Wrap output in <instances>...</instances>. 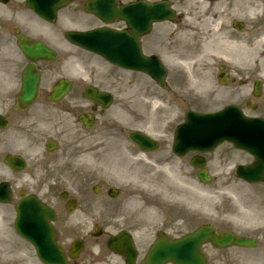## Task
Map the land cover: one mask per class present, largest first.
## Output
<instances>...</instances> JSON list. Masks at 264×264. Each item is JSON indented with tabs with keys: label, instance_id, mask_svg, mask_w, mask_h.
Wrapping results in <instances>:
<instances>
[{
	"label": "rangeland",
	"instance_id": "obj_1",
	"mask_svg": "<svg viewBox=\"0 0 264 264\" xmlns=\"http://www.w3.org/2000/svg\"><path fill=\"white\" fill-rule=\"evenodd\" d=\"M249 24V23H247ZM251 27L253 25H259L261 26L258 31H262V33H259L255 36L254 39H251V42L253 43L251 46V49L256 46L257 41H259V46L261 49H264V37L260 38L264 34V21L259 22H252ZM205 28V27H204ZM250 31V30H249ZM253 31V30H252ZM247 33V32H246ZM253 36V35H251ZM243 42L246 40L250 41V37L248 38L244 31H243ZM256 42V43H255ZM249 49V50H251ZM60 58V56H59ZM58 58V63L54 65L53 67L58 70L61 67V60ZM247 64L244 65V68L248 67L250 70L246 69V73H242L243 75L238 76V78H241L242 80L246 81L247 76L249 78L248 81H253L257 77H261L264 84V66L262 67L261 64H257L256 69L251 72L253 68V64L251 61L247 60ZM173 67V66H172ZM170 67L168 69V77H167V89L164 91H161L159 89V97H161V100H166V104L169 106V110L165 111L168 113H174L176 110L175 107L171 109V105L177 104L179 107L178 110V117L174 119L172 126L166 131L164 136H168L169 140L172 137V131L182 120V114L188 110L193 109L197 111H215L219 108H222L225 105L228 104H237L239 101H241L243 98H246L245 89L238 88V92L235 89L236 85L229 86L226 89L219 88L217 92H213L209 94L210 96H194L193 100L190 97V102L187 105H183V102H180L177 99V96L181 95V91L185 86L186 83H183L182 80L175 81L176 77H185V75L182 73L181 70L173 67ZM252 67V68H251ZM105 73L107 68L104 69ZM124 72L121 71H115L113 73L114 79L116 78L119 83H116L114 87V92L116 96H114V102L113 105L108 109L106 113H109L113 119L114 124L117 125H124L125 123V116L124 113H127V110H130L132 113H142L141 118H144V113H151L150 104L147 102H144L143 99H138L137 101L133 100H127L126 95L128 97H138L141 95V90L145 87V82L148 84L150 83L148 78L146 76H143L141 74H134V75H126L123 74ZM250 73L249 75H246ZM246 75V76H245ZM130 81V84H128V87H126L127 82L126 80L123 82V79L126 78ZM234 79L237 77H233ZM213 84V81H212ZM176 86V87H175ZM191 87L193 89V86L191 84ZM197 86H194V89ZM214 90L217 89V86H213ZM175 88V91H174ZM232 89V90H228ZM132 91V93H130ZM194 91V90H193ZM177 93V94H176ZM231 93V94H230ZM235 93L236 97L240 95V100H237L236 97H234L232 94ZM263 96L262 99L259 100V104L261 105V113H254L251 110L247 109V115H263L264 116V89H263ZM131 94V95H130ZM191 94V93H189ZM229 94V95H228ZM170 101H173L172 103ZM171 104V105H169ZM190 106V107H188ZM162 108V107H161ZM160 108V109H161ZM164 109V108H162ZM163 112L161 117L159 118L157 115L155 117L156 122L158 123L159 127H162V125L166 124V117L170 118L168 113ZM171 119V118H170ZM155 122V121H154ZM160 129V128H159ZM161 133V131H160ZM103 135L102 132L98 134V130L94 131V143H97L99 148L103 147L107 151L110 152L108 154L106 151L101 152V150H98V155H94V163L97 158L100 159L97 164H94V177L102 176L105 178H108L110 183L115 185L116 187L121 188L123 191H125L122 196H124L123 200L120 201L124 202V205L128 208V211H132L133 209H136L138 211V214L134 221L136 223H139V226L141 227H150L154 230V227L156 225L158 230L159 228H167V232L171 231L174 234L179 233L183 234L186 231L190 229V222L188 224L182 223L181 220H179V215H176L174 213L175 207H181L183 209H178L180 211H184L187 214L191 211H196V208H203L208 209V213H215L216 210L220 213L223 211V207L217 209L220 204L221 200V194H218V187H219V179L221 178V175L223 177L228 178L229 182H232L234 185V188L236 191H238V194L240 192L241 195H246V201H247V210H249L248 220L247 223L239 222L241 227L239 226L237 229L243 233L247 234L248 236L257 237L259 240V247H256L255 250L250 251L252 255L259 254L260 251L264 250V222H263V213H264V188H260L257 186H250V185H241L242 181L235 178L233 175V170L237 165H243L248 164L251 161V158L245 153H237L235 149H233L230 145L224 144L217 148L215 151H213L210 154L206 155L207 159V169L209 170V173L211 177L213 178V181L211 184L202 186L196 178L195 171H191V167L188 166V158H185L184 160H173L174 163L173 169L175 170L174 173L181 175L180 172L183 174L182 176L185 178L183 181H185V184H192L196 185L199 190L196 191L194 189H190L189 185H184V183L180 182L177 184V182L174 184V188H176L179 195L176 197H170L165 196V200H162L161 197L157 195L158 191L156 187L151 184L147 183V185L143 184L144 181L141 180L142 172L144 171V164H138V159L135 161L132 160L135 158V156L131 155V167H128L127 165V159L126 156L123 154H126V150L123 149V142L120 140L111 141L109 143H105L104 139L102 138V141L97 142L98 136ZM103 137V136H102ZM119 141V142H117ZM166 143V142H165ZM125 146V145H124ZM164 146V147H163ZM162 146V151L154 153V155H150L151 158L155 157L158 159V156L166 155L168 153V146L165 145ZM67 152L73 151L72 149L66 150ZM100 154V155H99ZM92 155H86L82 158H85V163L87 164V160L90 159ZM118 160V163H114L115 160ZM161 159V158H159ZM89 163V162H88ZM134 163V164H133ZM141 165V166H140ZM152 165V164H150ZM149 165V166H150ZM186 168H185V166ZM82 169L83 175L91 173L92 166H80ZM155 168L156 166H152ZM31 168V166L29 167ZM27 169L25 173L20 175H15L14 179H11L5 175L4 170L0 167V178L4 180H9L13 190H14V198L11 201V203L7 205H0V264H27L30 263L31 260L27 255H30L31 249L30 247L22 241L20 238L16 236V233L13 229V220H14V210H13V204L16 200V194L19 189L23 188L26 191H31L33 183L29 180L30 175V169ZM229 173V175L227 174ZM96 173V174H95ZM192 173V174H191ZM225 175V176H224ZM138 177V179L141 180V185L143 186V189L136 188L134 186V177ZM168 179V182H172V180L169 179L167 175H165ZM186 176V177H185ZM78 183L85 184L88 180L86 177H82L81 179H77ZM241 183H239V182ZM240 184V186H238ZM140 185V186H141ZM204 189V196L201 192V189ZM158 196V197H157ZM160 200H159V199ZM180 198V199H179ZM94 199V198H90ZM182 199V200H181ZM205 200H208L209 203L205 204ZM237 215V214H236ZM238 217V215H237ZM88 219V218H94V211L93 213L90 212L88 214H81V220L82 219ZM182 218H184L182 216ZM262 218V219H261ZM165 222V223H164ZM220 222V221H219ZM175 223V224H174ZM224 226V225H220ZM246 226H249L250 228H247ZM177 228L179 232H176L177 230L174 228ZM149 228V229H150ZM147 229V231L149 230ZM86 231V230H81ZM78 232V228H73V230H66L65 234H67L68 237H72L73 235ZM88 232V231H87ZM170 233V232H169ZM172 234V233H171ZM173 236V235H172ZM62 238V236H60ZM83 239H85V253H89L90 248L92 247L94 240L91 238V233H88L87 236H82ZM211 255V259L214 258L213 252H209ZM228 255L232 254H238L239 252L235 251H229L227 252ZM15 256V257H14ZM255 256V255H254ZM34 264H37L34 262ZM238 264V263H237Z\"/></svg>",
	"mask_w": 264,
	"mask_h": 264
},
{
	"label": "flooded vegetation",
	"instance_id": "obj_2",
	"mask_svg": "<svg viewBox=\"0 0 264 264\" xmlns=\"http://www.w3.org/2000/svg\"><path fill=\"white\" fill-rule=\"evenodd\" d=\"M148 2L153 3L160 0H115L116 5L119 4H128L132 2ZM85 0H74L72 3L73 9L69 12L68 16L77 17V13H81ZM198 5L196 8L197 17H205L208 15L206 11L211 9L216 12V8L219 5V10L222 12V16L226 15L227 19L232 20L234 15H248L247 13L241 12L242 0H197ZM262 2V0H261ZM193 3V5H192ZM260 4L258 0H252L250 5L247 7L251 10L258 11L257 6ZM191 7H194V0H191ZM249 10L248 12H251ZM228 11V13H226ZM21 15L22 20L28 19L32 22L39 21L34 13H31L28 10H25V0H0V99L8 98L13 96V89H18L19 86V65H20V54L17 48V35L15 31L21 26L22 33H25L27 37L33 38V34L37 32L38 29L34 26V23L27 24L28 29L24 23L19 22V16ZM253 17V16H250ZM126 28V26H122ZM42 32V31H41ZM42 38H39L41 40ZM47 43V42H46ZM139 43L141 48L144 50L147 47H157L161 42L159 40L158 33L152 29L149 35H144L140 37ZM22 57V56H21ZM84 88V87H83ZM83 88H76L75 91H72L71 100L77 99L78 95H81ZM73 90V84H72ZM0 113H13V111H4ZM16 113V112H14ZM30 113V112H25ZM66 117L71 118L72 124L75 126L81 113H63ZM35 117H31L29 121L20 123L23 126L35 127L34 123ZM8 120V119H7ZM12 118H9V122ZM37 124H40V120L36 121ZM13 125V122L11 123ZM4 135L0 138V154L5 153L6 141ZM122 230H127L132 236V243L134 254L132 256V264H143L146 261V255L149 247L155 241L154 238L148 237H136L135 230L127 228L125 225L119 226H110V231L105 237L104 243H108L112 236L118 235ZM104 244V245H105ZM104 251V249H102ZM237 255H231L230 257L226 255L216 254L214 264H228L230 260L235 261ZM229 258V259H228ZM212 261L208 259V264ZM128 263V254H122L121 256L111 253L108 249L106 253L98 255V261L95 260L94 264H127Z\"/></svg>",
	"mask_w": 264,
	"mask_h": 264
},
{
	"label": "bare ground",
	"instance_id": "obj_3",
	"mask_svg": "<svg viewBox=\"0 0 264 264\" xmlns=\"http://www.w3.org/2000/svg\"><path fill=\"white\" fill-rule=\"evenodd\" d=\"M201 21H195L192 20V18H184L183 21L177 26L178 29V36L179 37H194L195 39L199 35L201 25ZM204 24L209 25V27L216 28V26L219 24L218 21H213L212 19H207ZM209 40H206L203 42L204 47L202 50L195 51L194 49H178L176 53H173L170 55L171 59L175 63V68L182 71V73L185 75V77H177V81L184 80V82L191 83L190 78L194 74V70L202 71L205 67L212 68L214 63L217 61V58L219 56H222L226 61H228L233 68L243 67L247 60L251 61L253 64V67L257 64H263L264 63V49H261L258 47L260 44L257 42L256 46L248 48L244 44L239 43H233L231 45H228L223 50H212L209 47ZM251 49V50H249ZM179 79V80H178ZM193 82L196 84H203L205 86L208 85V79L199 78L196 75L193 76ZM145 96L149 97L145 102H150V106L153 110L158 111L161 108L160 100L158 95L155 93V87L153 85L146 86L145 87ZM162 161V162H161ZM161 162V163H160ZM152 165L149 166L147 162H145L144 171L141 175V180L144 181L143 184L147 185V183L153 184L158 193L157 195L161 198H165V196L170 197H176L178 194L176 188H174V184L177 182L184 183V185H189L188 187L190 189H194L196 191L199 190V188L196 185L192 184H185V181H183L185 178L182 176L183 174L180 172L181 175H178L174 173L173 165L172 163L167 162V159H160L157 160V163L155 161L151 162ZM156 164L157 166L153 168ZM229 175V173L227 172ZM167 175L170 180H172L173 183L168 182ZM186 177V176H185ZM141 180L138 179V177H134V186L139 189H143V186L141 185ZM219 187H218V194H221V197L223 195L230 196L232 201L234 200L235 206H229V214L233 221L239 224V222L247 223L249 210H247V201H246V195H241L233 193L234 188L233 183L229 182L228 178L224 177L219 179ZM141 185V186H140ZM244 185V184H241ZM240 186V184L238 185ZM203 193L202 196H204V189L202 188ZM235 198V199H233ZM180 199V198H179ZM182 200V199H181ZM205 204L209 203L208 200H205ZM238 217H237V215ZM263 222H264V213H263ZM261 218V219H262ZM255 261L252 264H264V251L260 252Z\"/></svg>",
	"mask_w": 264,
	"mask_h": 264
},
{
	"label": "water",
	"instance_id": "obj_4",
	"mask_svg": "<svg viewBox=\"0 0 264 264\" xmlns=\"http://www.w3.org/2000/svg\"><path fill=\"white\" fill-rule=\"evenodd\" d=\"M27 74L25 73V75H24V77L26 76ZM23 94V95H22ZM22 97L23 98H25L26 100L27 99H30L31 98V96H32V94H33V89H32V80H31V78H29V77H26L25 79H24V82H23V92H22ZM211 126V124L209 125V127ZM209 127H208V131H209ZM205 129V127L202 129V130H204ZM200 134H202V136H203V133H200ZM206 135H207V133H206ZM201 138V137H200ZM205 138V137H204ZM262 166H264V163L263 162H261V164H259V167L261 168ZM263 179V177H261V176H259V172L257 173V176H256V180H262ZM4 196H6V194L4 195ZM7 199L6 198H4V199H0V201H2V202H5ZM28 206V203H26V204H20L18 207H17V213H18V217L19 218H22L21 217V215L22 214H24L25 213V207H27ZM37 211H38V208L36 209ZM37 228L39 229V230H37L36 232L38 233V234H40V235H42L41 237L42 238H45V236L43 235V233L45 232V229L42 227V225H39V224H37ZM27 232H28V230H26ZM29 233V232H28ZM46 233H47V235L48 234H50V230H48V231H46ZM34 236H39V235H34ZM32 237V239L35 241V245L37 246V244L39 245V244H41V242H42V240H41V242H39V241H37L36 240V238L35 237ZM198 237V236H197ZM190 239H191V237H190ZM186 240H189V239H185V241ZM186 243V244H185ZM184 244V246H181V248L183 249V251L182 252H180L179 254H181V255H179V259L177 260V262L178 263H180V264H190V261L191 260H189L188 259V254H190V250L193 248H195V247H193L192 246V244L190 245V242L189 241H187V242H185ZM186 247H188V248H186ZM40 248H41V250L39 251L40 253H44L45 254V252H44V250H45V248H44V245H42V246H40ZM186 249V250H185Z\"/></svg>",
	"mask_w": 264,
	"mask_h": 264
}]
</instances>
